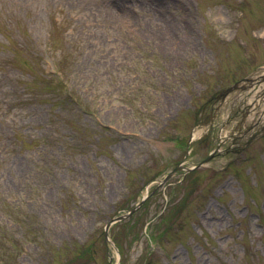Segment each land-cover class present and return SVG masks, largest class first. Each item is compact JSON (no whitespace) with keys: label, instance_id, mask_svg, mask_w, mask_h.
Masks as SVG:
<instances>
[{"label":"rangeland","instance_id":"374dc122","mask_svg":"<svg viewBox=\"0 0 264 264\" xmlns=\"http://www.w3.org/2000/svg\"><path fill=\"white\" fill-rule=\"evenodd\" d=\"M53 36L69 49L66 70L48 50ZM7 39L41 53L44 69L27 89L30 76L0 56V228L10 235L2 264H64L83 244L92 249L83 264H264V0H0ZM53 72L81 116L55 103ZM251 73L218 102L219 90ZM74 110L91 137L70 128ZM217 143L183 184L182 170L168 177L132 226L113 223L114 246L105 241L112 216ZM244 187L260 222L246 212ZM134 230L142 236L132 240Z\"/></svg>","mask_w":264,"mask_h":264},{"label":"trees","instance_id":"16d2710c","mask_svg":"<svg viewBox=\"0 0 264 264\" xmlns=\"http://www.w3.org/2000/svg\"><path fill=\"white\" fill-rule=\"evenodd\" d=\"M52 26L61 28L64 26V21L54 20L52 23ZM54 39L55 38L53 36L52 44L51 46H49L48 50L53 51V54L55 56L57 54V67L61 71L66 70L68 65L64 63V61L69 58V56L67 55V53L69 52V49L64 47L61 44L60 45L56 44ZM0 45L4 48L3 49L4 54L0 56L5 58L6 66H11L15 68L19 67L20 71H22L23 74H28L30 76V79L27 77V79L25 80V87L27 89L32 88L36 84V81L42 77V69H44L43 68L44 63L43 61L40 62V64L37 63L39 61L38 57L41 55V53L37 51H30V53H27V54L21 53L20 51H24V49H16L15 47L8 45V39H7V42L1 41ZM30 68L31 70H34V69L36 70L33 76L30 73ZM49 75L52 78L48 80L49 83L47 86L49 87L50 91L55 94L54 95L55 103H58L61 105H67V106L70 105L74 107L76 112L81 116L82 113L85 112V110L82 108L81 104L76 100V98L67 90L66 82H65V79L62 78V75L61 77H58V75L56 74L53 76L52 73ZM75 110H74V113L71 115V117H69V121L71 125L73 126L70 128L73 129L80 138L84 136L91 137L92 135L89 134V132H86L82 126L78 125L79 120L75 119L74 117ZM3 237H4V241H5V238L10 240L9 239L10 235H8L5 231H2L0 228V252H2L4 249ZM16 246H17V243L15 246H13L14 250ZM76 250H78L77 254L68 258L66 262H64V264H74L76 260L79 261V264H83V263H80V260L84 257L80 255V253H85V252L89 253L88 252L89 250L92 251L89 244L79 245ZM0 264H2L1 261H0Z\"/></svg>","mask_w":264,"mask_h":264},{"label":"water","instance_id":"95a60500","mask_svg":"<svg viewBox=\"0 0 264 264\" xmlns=\"http://www.w3.org/2000/svg\"><path fill=\"white\" fill-rule=\"evenodd\" d=\"M208 158H209V157H208ZM208 158H206L204 161L208 160ZM199 164H201V163H199ZM139 204H140V203H139ZM135 208H136V206L133 207V208H131L127 213L122 214V215L117 216V217H114V218H112L110 221H108V222L106 223V225H105L106 229L104 230V237H105V239H108V238H107V228H108V226L110 225V223L113 222V221H115V220L122 219V218L128 216L130 213H132V212L135 210Z\"/></svg>","mask_w":264,"mask_h":264},{"label":"flooded vegetation","instance_id":"af4514ba","mask_svg":"<svg viewBox=\"0 0 264 264\" xmlns=\"http://www.w3.org/2000/svg\"><path fill=\"white\" fill-rule=\"evenodd\" d=\"M213 107H209L208 106V113H207V116H209V120L211 119L210 117H211V115H212V113H213ZM209 120H208V122H209Z\"/></svg>","mask_w":264,"mask_h":264},{"label":"bare ground","instance_id":"6f19581e","mask_svg":"<svg viewBox=\"0 0 264 264\" xmlns=\"http://www.w3.org/2000/svg\"><path fill=\"white\" fill-rule=\"evenodd\" d=\"M261 77H264V72L263 74L261 75ZM261 114L264 115V103L262 104L261 106ZM264 118V117H263Z\"/></svg>","mask_w":264,"mask_h":264}]
</instances>
